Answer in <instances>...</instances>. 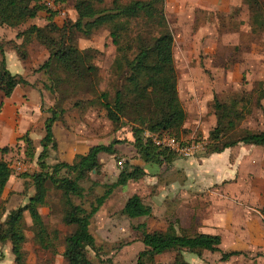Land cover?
<instances>
[{
	"label": "rangeland",
	"instance_id": "374dc122",
	"mask_svg": "<svg viewBox=\"0 0 264 264\" xmlns=\"http://www.w3.org/2000/svg\"><path fill=\"white\" fill-rule=\"evenodd\" d=\"M42 1L49 7L50 0ZM73 1L55 0V8L50 7L55 23L60 25L65 19L75 18ZM166 1L170 6L167 23L174 38L177 91L186 119L182 128L175 133L155 134L152 138L155 143L166 147L168 141L174 140L181 146L198 144V148L193 155L183 156L168 147L174 153L173 162L165 165L158 177L144 176L112 188L90 222V231L100 249L98 253L91 251L89 258L93 264H139L137 255L143 250V245L139 232L133 226L144 222L150 231L165 230L169 224H173L177 230L179 226L186 228L190 233L217 230L221 233L222 251H243L227 261L220 260V252L203 251L200 257L183 253L190 264H264V218L259 212L264 192V149L256 145L237 144L219 154H208L206 147L209 133L216 124L214 97L221 102H228L231 97H243L244 102L249 95L252 98L249 103L251 110L245 112L239 128L264 130V100H256L257 89L260 86L264 88V16L261 18L262 25L258 19L252 24V13L247 10L248 7H244L238 16L234 11L227 16H205L204 10L199 8H194L190 16L186 9L185 13H176L173 7L176 0ZM261 1L264 4V0ZM258 12L264 15V6ZM46 13L41 11L36 18L18 27L0 26V44L7 49L12 44L7 39L17 44L20 37H16V32L34 22L43 25ZM137 22H132L125 40L138 32L153 34V30L148 32L146 25ZM75 43L80 50H95L92 53L93 63L98 71L92 83L91 78L80 81L70 77L56 65L50 73L37 70L48 52L36 40L21 49L26 51L28 79L42 91L43 109L54 107L58 112L63 110L56 125L55 139H69L70 131L72 134L86 135L88 148L97 143L108 144L114 139L121 141L116 146L121 149V155L100 154L99 173H89L88 179L82 182L85 188L83 199L73 197L74 203H82L89 208V203L102 195L108 184L116 181L122 169L119 161L124 163L135 149L129 142L133 139L131 125L128 122H111L97 96L90 92V85L94 84L98 92L107 91L112 97L118 86L112 71L115 46L108 29L101 27L90 36H77ZM56 78L60 82L54 81ZM56 82H59L58 86ZM46 85H52L57 91L47 90ZM38 143L34 140L36 149L33 158L24 154L22 143L6 157H0L10 165L12 171L0 197V222L11 210L24 206L34 193L32 180L26 174L39 171L37 155L41 147ZM56 151L48 149L46 163L60 161ZM129 159L141 161L138 156ZM60 175H64V172ZM92 181L97 184L92 185ZM44 188L39 212L49 233L51 246H40L35 238V226L25 212L24 254L18 260L9 242L0 244V264H14L16 261L26 264H67L62 254L64 239L73 232L74 226L66 225L62 220L65 206L60 190L49 180L45 181ZM133 194H138L152 208L150 215L129 218L121 213L125 201ZM174 255L171 251L164 252L155 260L169 264Z\"/></svg>",
	"mask_w": 264,
	"mask_h": 264
},
{
	"label": "trees",
	"instance_id": "16d2710c",
	"mask_svg": "<svg viewBox=\"0 0 264 264\" xmlns=\"http://www.w3.org/2000/svg\"><path fill=\"white\" fill-rule=\"evenodd\" d=\"M261 0H248L252 24L258 19L261 25L264 16L258 12L263 8ZM74 19H65L60 25L53 20V12L42 0H0V26L18 27L36 18L41 11L46 13L43 25L31 23L17 32L16 37L22 39L20 44L13 41L11 46L25 60V48L36 40L48 52L47 58L37 70L50 73L53 66L61 68L70 77L84 81L95 79L98 68L93 63L94 49L80 50L75 39L77 36H90L97 29L104 27L109 31V37L115 46V56L112 71L118 86L113 96L107 91L98 92L94 84L90 85L91 93L97 96L106 117L113 123L131 125V146L142 165L131 164L128 159L115 182L108 184L106 191L97 196L85 208L82 203L76 204L73 197L83 199L85 188L82 182L88 179L89 173L98 174L100 170L99 155H121L116 148L120 139H114L108 144L97 143L88 148L85 153H76L71 162L57 161L54 164L45 162L48 149L57 150L58 143L54 137L53 125L60 120L61 112L54 107L42 111L47 115L43 121V135L39 140L41 151L37 155L38 172L26 174L32 180L33 195L27 203L10 211L0 222V244L9 242L11 251L19 260L24 254L22 243L25 240L23 225L24 213L27 212L35 226V238L42 248L51 246L47 228L42 220L39 207L43 203L44 183L49 180L61 192L65 210L62 220L66 225L74 226L72 233L64 239L63 257L67 264H93L89 253H98L100 246L90 231V222L99 210L112 188L124 186L130 180L137 181L144 176H159L161 168L172 162L174 153L166 146L154 142L153 135L175 133L182 128L186 113L177 91V73L173 58V33L168 27L164 13V0H74ZM133 21L142 22L153 30L152 35L138 32L126 38ZM0 91L10 96L18 84L34 86L21 74L11 73L4 56V47L0 44ZM54 81H59L56 78ZM60 82V81H59ZM56 82V86L59 85ZM55 92L52 85L45 86ZM89 92V93H90ZM257 102L264 100V88L257 89ZM231 97L228 102L213 98V108L216 124L208 137V154L220 153L226 148L237 144L256 145L264 149V130L251 131L239 128V123L250 112L252 98ZM77 105V103L75 104ZM246 110V111H245ZM146 134H150L147 136ZM20 139L24 143V154L33 158L36 145L26 132ZM8 151L7 147L1 152ZM64 175H60L61 172ZM12 174L10 165L0 159V197ZM96 185L95 181L91 182ZM152 208L145 204L138 194H133L125 201L121 213L129 218H140L150 215ZM260 213L264 218V194ZM140 234L143 250L137 255L140 264H162L155 260L164 252H174V259L169 264H190L183 256L189 252L199 256L203 251L220 252V260L227 261L237 256L241 251H222L219 234L205 232H189L188 229L169 224L165 230L147 229L144 222L133 226ZM14 264H26L16 261Z\"/></svg>",
	"mask_w": 264,
	"mask_h": 264
},
{
	"label": "crops",
	"instance_id": "0c3cea01",
	"mask_svg": "<svg viewBox=\"0 0 264 264\" xmlns=\"http://www.w3.org/2000/svg\"><path fill=\"white\" fill-rule=\"evenodd\" d=\"M48 6L51 7V5L49 4ZM173 7L176 9V13H185V9H186V12H190V16L193 15L194 8H199L201 10H204L203 13H205V16H208V14L209 15L218 14L221 16H227L230 14L231 11H234L235 15L238 16V14L242 12L244 7L245 8L248 7V1L176 0V3L174 4ZM169 12H170V6H168L167 1L164 0V13L166 16V20ZM1 38L2 37H0V43L2 41ZM12 41H13L12 39H7L8 43H11ZM21 41L22 39L20 38V41L17 42V45L20 44ZM4 56H5L6 66L11 73L21 74L28 82L32 83V81L28 79L29 77L28 61L26 62V60L20 58V56L17 54L16 50L12 48V46L8 47V49L7 47L6 48L4 47ZM41 106H42V91H40L38 87L31 86L30 84L16 85L12 93L8 97H6L0 91V157H6V155L9 154L14 147L20 145L21 143L24 144L23 140L20 139V137H22L26 132L33 141L35 140L39 142L40 138L43 135V121L44 118L46 117V112L42 111ZM58 122L59 121H56L53 125L54 137H56L55 129ZM68 132L70 134L69 139H64V140L56 139L58 143L56 157L58 158V160L65 162H71L76 153H85L88 148L86 145V140H87L86 135L82 136V133L72 134L70 131ZM4 147H7L8 151L2 153L1 149ZM118 150L121 149L118 148ZM215 154H219V153H215ZM131 157L133 159H136L137 156L135 155V152L130 157H128V159ZM130 162L131 164H139V165L143 164L142 161L138 162V160H133ZM171 164L172 163H170V165ZM164 166H162L161 172ZM263 194H262L261 206L263 203ZM261 206L259 207V212ZM203 232L211 233V234H219L221 237L220 231L217 230L213 232L210 231H203ZM231 251H241V250L234 249Z\"/></svg>",
	"mask_w": 264,
	"mask_h": 264
},
{
	"label": "built area",
	"instance_id": "2783aa9c",
	"mask_svg": "<svg viewBox=\"0 0 264 264\" xmlns=\"http://www.w3.org/2000/svg\"><path fill=\"white\" fill-rule=\"evenodd\" d=\"M55 0H50L49 5H51V8H55L54 6ZM61 15H64V12H61ZM168 147H171L175 152H177L180 155L183 156H189L193 155V152L195 151L196 148H198V144H190L186 146H181L177 144L174 140H170L166 144ZM119 166L123 168V163L122 161H119ZM17 168H20L19 166Z\"/></svg>",
	"mask_w": 264,
	"mask_h": 264
}]
</instances>
